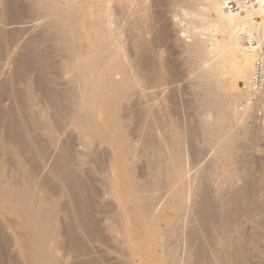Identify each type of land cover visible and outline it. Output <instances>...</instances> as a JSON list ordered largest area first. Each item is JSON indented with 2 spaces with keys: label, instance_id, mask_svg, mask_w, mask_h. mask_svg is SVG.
<instances>
[{
  "label": "bare ground",
  "instance_id": "obj_1",
  "mask_svg": "<svg viewBox=\"0 0 264 264\" xmlns=\"http://www.w3.org/2000/svg\"><path fill=\"white\" fill-rule=\"evenodd\" d=\"M15 1L0 0V62L7 59L11 63L14 61L15 65L9 78L5 77L8 78L7 80L0 79L2 80L0 104L4 97L13 100V106L5 110V115L0 105V126L5 128L3 132L5 136L1 134L3 138H0V149L6 154H18L15 156L13 171L10 168L9 172V168H6L8 165L0 163V202L5 203L22 218L21 223L30 233L27 244L29 257H31L29 264H61L62 261L58 254L53 256V250L59 245L60 237L57 231V208L51 196L54 195L55 198V196L70 195L71 199L67 197L71 200L70 205H73L74 210L80 208V211L78 210L80 215L76 213L79 219L76 217L82 229L90 228V220L86 217V207L90 204L89 197L88 199L84 197L89 187L82 183V179L76 178L74 175L76 170L71 171L73 161L70 157L69 141L71 139L67 141L68 136L67 140L63 139L66 141L58 145L63 153V155L59 154L60 158L63 157V161H60L61 165L58 167L64 172L59 177L63 185H55L48 189V192L45 189L42 190L43 186L39 189V192H43L40 196L41 193L38 194L32 175L34 170L31 164L32 159L38 160L41 165L46 151H43L42 144L39 142L40 138L37 140L38 137L29 132L36 129L43 130L50 137V142L57 146L59 134L66 132L71 125L85 128L83 132L82 130L76 132L77 135L79 134L78 139L82 140L80 144L83 147L90 149L93 143L97 142L98 147L106 143L113 150V152L108 151L110 155L104 148L101 150L108 155L107 161L102 153V155L96 153L94 158L97 161L96 166L108 175L106 176L108 181L115 174V180L113 179V183L109 181L110 186L106 188L116 198L115 207L119 218L116 214L113 227L117 236L122 237L121 245L127 243L128 248H131V251L133 249L129 247L131 245H128L129 237H131L128 229L130 219L133 221L132 225L136 223L135 235L150 230L151 239L155 240L156 245L162 249L160 255L170 257V260L167 263L164 261L163 264H181L184 260L185 264H253L251 263L253 257L250 255H256L260 251L258 248V251L254 250L252 244L256 247L263 246L261 248L263 250L259 249L264 254V242H259L260 245L263 243L261 246L257 245L262 237L264 240V235L260 234V229H264V191L258 193V190H255L257 179L252 173L247 174L245 171V175L239 178L241 183L236 185V181L232 180L235 173L229 174L223 167V161H227L234 155L235 144L240 143L238 136L234 135L232 130L229 133L225 125L227 124L230 129L231 124H238L243 116L237 112L236 103L239 100L248 101L253 93L257 92L253 90L251 80L256 59L261 56L264 60V7H252L243 12H228L222 8L220 0H202V2L188 0L191 7L188 14H191L192 18L187 20L184 31L192 38L190 43H186V49L193 58H189V65L185 72L190 78L192 77L196 91L194 93L200 94L201 111L195 123L190 124L188 121L189 124L188 122L185 124L180 118L176 103L180 98H177L180 94L176 93V88L177 91L179 90L178 86L176 87L180 77L179 69L175 62H172L174 59L171 61L167 58L169 56H160V53L164 55L165 51L158 52L160 55L155 53L161 48L155 49L159 40L155 41L157 42L154 43L155 47L152 43L154 42L152 38H155L153 35L156 33L152 34L151 38H149L150 34L147 36L155 27L157 28V22H154L151 16L155 12L152 14L148 11L146 8L148 4L142 3L144 0L141 2L140 0L139 2L135 0H26L31 9L33 8L36 14H40L36 16L41 17L42 23L45 22L43 25L50 27L42 33L44 34L42 37L50 39L53 35L52 38L55 42L57 41L59 48L61 46V49L65 51L64 59L67 62L69 75L67 72L64 75L70 77V81L68 79L67 82L71 83L69 88L65 87L66 91L60 90L63 92L56 88L53 91L50 81L48 78L46 80L41 53L32 49L34 48L32 41L35 43V40H27L28 42L24 43L25 46L23 45L24 48L21 45L24 52H18L19 54L15 55L14 49L17 46L12 41L15 39L10 30L5 27L22 17L20 14L23 11L16 7ZM112 1L117 2V8L110 6ZM257 17L260 20H256ZM158 19H160L159 16ZM158 19L155 18V20ZM161 26L158 28V37L167 33ZM206 30L219 32L223 37L221 40L215 39V36L213 37L211 32L207 34ZM203 34L207 37L203 38ZM47 38L44 40L47 41ZM155 54H158L159 58ZM4 63L7 65L6 61ZM33 71L36 73L31 78L30 73ZM232 78H234L233 82L230 80ZM237 79L244 81L245 89L238 90L239 95H234L235 91L230 89H239L236 85ZM10 81L20 82L22 87H13ZM262 90L264 85L258 92ZM203 92L204 94L208 92V95L206 96V93L202 97ZM38 94L41 101H47L49 105L47 108L51 109L49 112L46 111L48 117L38 114L37 110V113L35 110L23 113L24 105H30L37 99ZM37 100L40 101V99ZM129 105L131 108L135 106L139 108L128 112ZM129 118L136 122L133 123L134 126L129 127L126 120ZM199 136H201L200 139H198ZM197 142L205 145L208 143L207 146L210 145L209 148L214 150L215 155L211 160L212 163L209 162L210 164L206 165L209 166L207 169L204 166L203 170L191 173L195 166L193 164H196L192 160L191 151H194L193 147L197 145ZM201 150L198 154L202 155ZM27 151L32 153L31 163L29 159L20 158V155ZM89 153L87 155L84 153L85 156L81 160L89 158L91 155ZM139 156L145 157V162L144 165L142 164L144 169L140 168L141 171L137 172L139 165L136 159ZM193 158L196 159L195 156ZM246 163L245 168L248 170L250 162L248 165ZM54 165L56 168L54 169L57 170V165ZM54 165H51L52 172L49 169L46 172L49 171L47 173L57 177L58 170L53 169ZM72 175L75 177L73 180ZM236 180L238 181V177ZM213 190L217 193L215 194ZM119 193L121 198L118 197ZM68 204L66 203L65 206H70ZM167 207H170L173 214L165 219L164 227H162L160 220L164 208ZM195 220L199 221V223L196 221L197 225L192 224ZM246 223L251 225V231L249 232L250 228H248V234L245 233L247 230L245 232L243 230V225ZM76 229L75 232H77ZM83 231L88 233L86 229ZM76 235L77 233H74L71 237L74 238L73 244L77 243L80 252L84 248L82 247L84 243L82 244V240ZM132 238L135 241L134 237ZM196 239H200L198 243ZM219 241H221L220 245ZM249 242L252 243H250L253 247L251 250H249L250 245H247ZM204 245L208 248L207 254H204L205 257ZM130 253L135 254L134 249L126 254ZM183 254H185L184 258ZM191 259H194L193 263L190 262Z\"/></svg>",
  "mask_w": 264,
  "mask_h": 264
},
{
  "label": "rangeland",
  "instance_id": "obj_2",
  "mask_svg": "<svg viewBox=\"0 0 264 264\" xmlns=\"http://www.w3.org/2000/svg\"><path fill=\"white\" fill-rule=\"evenodd\" d=\"M135 1L139 2V0H135ZM141 1H143V0H140V2ZM191 1L192 2H202V0H191ZM137 2H135V3H137ZM15 3H16V7L19 8V10L21 9V11H23L22 14H20V16H22V17L19 18V20H16L15 21L16 23L15 22H13V23L11 22L7 26L5 25V27H7L6 29L10 30V33H11L13 39H15V40H12L15 43L14 45L17 46L14 49L15 50V55L17 56L20 52H24V50H23V48L25 46L24 43H26L27 40L28 41L29 40L30 41L35 40V43H33L34 41H32V44H33V47H34L32 49H36L35 52L41 53L40 54L41 58H43L41 60H43L42 62L44 63V64L42 63L43 64L42 68L44 67L43 70H45L44 73H46V80L48 78V80L50 81V84H51L50 86H52L51 88H53V91H54L55 88L58 91H60V90L66 91L67 88H69V85H70L69 83H71V82H67L68 79L70 81V77H67V75L66 76L64 75V73L67 74L68 70H69L68 66H67V62L64 59V57H65V53L64 52L65 51L63 49H61L62 48L61 46L59 48V45H58L57 41L55 42V40L52 38L53 35L50 37V39L45 37V38L48 39L47 41L44 40L45 38L42 37L44 34L42 35V33L46 32L48 28L50 29V27L46 26V24L43 25V23H45V22L43 21V23H42L41 17L36 16V15H40V14H36L37 12H35V10L33 8L32 9L34 10V12H31L33 10L31 9V6L28 3V1H26V0H16ZM142 3L144 5L148 4V6L146 8L148 9V11H151L152 14H153V12H155L151 16H153L154 22L156 21L157 24H158V25L156 24L157 28L155 27V29H153V31L155 30L154 33H151V32H153V31H151L150 33L147 34V36L150 34L149 38H151L152 34L156 33L157 37H158V33L157 32L159 30L158 28H160L161 25H162L161 28L162 27L165 28V30L167 32L164 36L163 35H161V36L159 35L158 38L156 37V34L153 35V36H155V38L157 40H155V38H152L153 41H154V42H152L153 44L157 43L155 41L159 40L158 41L159 44H157L159 47L156 46L157 47L156 48L155 44H154L155 49L159 50V48L161 47L160 50L162 49V51L159 50V51L155 52L154 47L153 46L152 47H153V50H154L155 53H158V52L160 53V52H164V51L166 52V53L165 52L163 53L164 55H162V53H160L161 55L158 53L160 56H163V57L169 56L167 58L168 59L170 58L171 61L174 59L172 62L173 63L175 62L176 67L179 69L178 70L179 71L178 74L180 76V77H178L179 80L176 83V87L178 86V89H179L177 91V88H176V93L178 92V95L180 94L179 96L177 95L178 96L177 98L180 97L179 99H177V101L179 103L176 101L178 112L180 114V118H182V120H183V122L185 124H187L186 122H188V121L190 122V124L191 123L193 124V123H195L194 121L197 120L198 117H199V112L201 111V107L199 106L200 105V94H197V93L195 94L194 93L196 91H195V86L193 84V80L191 79L192 77L190 78V76L187 75V72H185V71H187V66L189 65L190 59L193 58V55L191 53H189L187 51V49H186V45L188 43H190L192 38L189 36V34L186 31H184V28L187 25L186 24L187 20H190L192 18V15L188 14V12H189L188 10L191 9L189 1L188 0H144V2H142ZM116 5H117V2H115V1H112L110 3V6H112L113 8L114 7L117 8ZM29 6H30L31 10L30 9L28 10ZM146 8H144V11L146 10ZM147 13H149V15L151 14L150 12H147ZM155 14H157L160 19H158V16L155 15ZM155 18L158 19V20H155ZM257 18H255V19L256 20H260V18H258V19ZM154 26H155V24H154ZM156 29H157V31H156ZM52 32L53 31H51V33ZM209 32H211V31H207L206 30L207 34ZM206 33L204 32V34H206ZM39 34H41V35H39ZM211 34H212L213 37L215 36L214 37L215 39H218V40H221L222 37H223L222 34L219 33V32L212 31ZM203 35L201 37H203ZM206 35H204L203 38L207 37ZM25 36H26V38H25ZM38 36H40V37H38ZM40 38H41V40H40ZM38 39H39V41H38ZM152 39H149V41L150 40L152 41ZM19 41H20V43H19ZM208 44H209V42H208ZM21 45L22 46L24 45L23 48H22ZM151 45L152 44L150 43V46ZM263 49H264V47H263ZM170 51H171V53H170ZM61 53H63V54H61ZM158 54H155V56L157 57ZM159 55H158L157 58H159ZM161 60H164V58L161 59ZM5 61H6L7 65H4ZM5 61L4 62L2 61V63L0 62L1 63V65H0V73L2 74V75L0 74V79L2 78L3 80H7L9 78L10 73L12 72V69L15 66L14 63H13L14 61L12 63L9 62V60H7V59H5ZM7 62H9V63H7ZM52 68H55V69H52ZM50 69H52L51 72H50ZM53 70H54V72H53ZM55 70L57 72H55ZM181 70H183V71H181ZM35 73L36 72H34V71L32 73H30L31 78L34 77ZM182 73H183V76H182ZM62 74L64 76H62ZM68 75H69V73H68ZM5 77H8V78H5ZM51 78H52V80H51ZM230 80L232 81V80H234V78H232ZM1 81L2 80H0V82ZM10 82H11L10 84H12L13 87H16V88L22 87V84H20V82L19 83H17V82L14 83V81H10ZM236 85L239 87V89H237V90L230 89V90L233 91V92L235 91L234 95H239V91L245 89L244 88L245 87V83H244L243 80H241V79L238 80L237 79L236 80ZM8 86H9V84H8ZM65 87H67V88H65ZM63 91H60V92H63ZM262 91L260 93L258 91L254 92L252 97L248 101H246V100H241L240 101L239 100L240 102L238 101V103H236V105H240V106H236L235 105L236 108L238 107L237 112H239V114H242L243 117L238 122V124H236V125H235V123L231 124L230 125V129L227 127L228 125L226 124L225 126L227 128L225 127V129H227V131L229 133H231L230 130H232L233 134L238 136L237 138H238V141L240 143L235 144L234 155H232V157H230V159H228L227 161H223V167L225 168V170L227 169V172H229V174H231V173H232V175L234 173L236 174V175L234 174V176L231 175L233 182L236 181L235 182L236 185L241 183L239 178L245 175V173H246L245 171H247V174L248 173H250V174L252 173V175H254L255 178L257 179L256 180L257 183L255 182V184H256L255 185V190H258L257 191L258 193H263V191H264V90H262ZM32 92H34V91H32ZM233 92H231V93L233 94ZM202 94H201L202 97L205 96V94L207 96L208 92H205V94L203 92ZM254 94H256L257 96H255ZM39 97H40V95L37 97V99H40V101H38L36 99V100H33V102L30 101L31 102L30 105L29 104L28 105H24L25 108H22L24 110L23 113H25V111L26 112L28 111V113H30V112H33L34 110L36 112V110H37L38 114H43V117H44V115L45 116L47 115V117H48V113L46 111L49 112V111H51V109L49 110V108H47V107H49V105L47 104V101H43V100L41 101V97L40 98ZM44 100H46V99L44 98ZM12 101L13 100L10 99L9 97H4V99L1 100L2 103L0 105H2L1 106L2 111L5 112V113H3L4 115L6 114L5 110H8V108H10L11 105L13 104ZM35 101H38V102H35ZM62 103H64V101H62ZM65 103H66V101H65ZM129 107H130V105H129ZM130 108H129L128 112H130V110H132V109L133 110L138 109L139 107L135 106L134 108L133 107L131 109ZM126 120L129 123V127L134 126V124L136 123L135 121H134L135 122L134 123L132 121L133 119H130V118L126 119ZM189 122H188V124H189ZM237 127L239 129H237ZM0 128H1L0 129V135L2 134L3 136H5V133H3L4 130H5L4 126H2V127L0 126ZM68 129H67L66 132H64L62 134L61 133L59 134L60 137L58 136L59 137L58 140L60 142L56 141V140L55 141L57 142V146H58L61 142H64V141L67 140L66 139L67 136H68L67 138H69L67 141H69L71 139L69 141L70 142V144H69L70 147L71 148L73 147L72 149L70 148V155H71L70 157H71V161H73V162H71V165H72L71 166L72 167L71 171L73 172V171L76 170L74 172L76 174L73 173L74 175H76V178L79 179V180L82 179L81 180L82 183L85 184L87 186V188L89 187L87 192L84 193V197L87 198V199L89 197V202L88 203H90V204H88L87 207H86L87 208L86 217H87L88 220H90L89 222L91 224L89 225L90 228L86 227V228L82 229L83 227H81V225L79 223L80 221L77 220V217L79 219L80 208H75V210H74L73 205L72 206L70 205V201H71V200H69V199H71L70 195L69 196L65 195L66 197L64 195H62V197L55 196V198H54V195L51 196V198L53 197L52 201L53 200L55 201L54 204H55V207L57 208V211H56V214H57L56 215V218H57L56 220H57V226H58V228H57L58 230L57 231L59 232L58 235L60 237L59 245L57 244L58 245L57 246L58 249L56 248L55 249L56 251L53 250L54 251V255L53 256H56V254H58L57 256L60 258V260H62L61 264H163L164 261L167 263V261L170 260V257H168V256L164 257L163 254L160 255V250H162V249H160V247H158L156 245V241L155 240L151 239L150 230H147L146 232L143 231L144 233L143 234L141 233L142 237L140 236L141 234L140 235L139 234L135 235L136 227L134 228V226H136V223H134L135 225H132L133 221H130V219H129V222H128V229L130 230L131 237H129L128 245H131L129 247H132L134 249L135 254H131V253L130 254H126V253H129V251L132 252L133 249L131 251V248L130 249L128 248L127 243H124L126 245H121L122 243H121L120 240H121L122 237L121 236H119V237L117 236L116 230L113 227V222L115 221V215L117 214V218H119V215H118V213L116 211L117 208L115 207L116 206L115 205L116 204V198H114V196L110 192H108V190H107L108 186H110V182L112 181V183H113V179L115 180V178H114L115 174H114L113 177L109 178V179H111V180H109L110 181L109 182L108 179L106 178V176H108V175L106 174V172L104 174V171H102L100 167L96 166L97 164H95V163L97 161H95L96 158H94V157H96V153H98V155L102 153L101 150L103 148H104L105 151L107 150L106 151L107 154L110 151L113 152V150L110 147V145L106 144V143L102 144L101 147H98L97 142L93 143L94 147L91 145L93 148L91 147L90 149H88L86 147H83V145L80 144L82 140H81V138L78 139L79 134L77 135L76 132L78 130H82V132H83V131H85V130H83L85 128L83 126L71 125V126H69ZM237 131H238V133H237ZM29 133L30 134L32 133L33 135H35L36 138L38 137L37 140H39V138H40L39 142L42 144L43 151L44 152L46 151L45 155H44L46 159L44 158L45 160L43 159L42 163H41V161H42L41 160L40 161L41 165H40L38 160L32 159L33 156L30 157L32 153L28 152V151L22 153V155H20L21 156L20 158L23 159V160L32 159L33 163H31V160L29 161V163L33 164L32 168L34 167L33 168L34 170H32L33 180L35 181V183L37 185L38 194L41 193L40 196H42L43 192H41V191L39 192V189L41 187L44 186L42 188V190L45 189V191L48 192V189H51L55 185L56 186L63 185V182L61 180L59 181V177L61 176V174H64V172H62L63 170L61 171V170L58 169L59 165H61L60 161L61 160L63 161V157L60 158L59 154L63 155V153L60 150V146L57 147L56 144L53 145L50 142V139H49L50 137L48 136V134L45 131L40 130V129H36V130H34L32 132L30 131ZM2 135L0 136L1 139L3 138ZM56 135H58L57 132H56ZM200 138H201V136L198 137V139H200ZM63 139H66V140L63 141ZM196 144L197 145H195V147H193V149L194 148L198 149L200 147H202L204 149L201 148L203 151L201 149H198L196 151L194 149L195 152L191 151V153H192L191 156H193V157L195 156L196 157V159H195L196 162H195L194 158L192 157L193 162L196 163V164H193L195 166H194L193 170L191 171V173H194L195 171L200 170V169L203 170L202 168H205L204 166H206L209 162L212 163L211 160H213V157L215 155L214 154L215 153L214 150L209 148L210 145H209V147L207 146L208 143H206V145H205L204 143L201 144V143L197 142ZM95 148H98V149H95ZM88 150H90V151H88ZM96 150L98 152H96ZM104 150H103L102 154H104L103 156L106 158V161H107V157L110 154H108V155L105 154L106 152ZM200 150H201V153L202 152L203 153L205 152V153L204 154L202 153V155L198 154V153H200L199 152ZM91 151H92L93 154L89 153ZM57 152H59V153H57ZM86 152H88L89 155L90 154L91 155H90L89 158H87V159L85 158L82 161L81 158L84 157L85 154L86 155L88 154ZM195 153H197L198 156ZM4 154H6V153L2 149H0V163L1 164L4 163V164L8 165V167H6V168H9L8 169L9 172H10L11 169L13 171V168H14L13 164L15 163V159H16L15 156H17L18 154L17 155L12 154V153L6 154V155H4ZM199 155H201V156L199 157ZM103 156H102V158H103ZM13 160H14V162H13ZM75 161H77V162H75ZM93 161H95V162H93ZM246 161H248V163L250 162L249 165H248V163H246ZM6 162H8V163H6ZM10 162L12 164H10ZM136 162L139 165V169L137 167L138 170H136L137 172L141 171L142 168L144 169L143 165H144V162H145V157L141 158L139 156L136 159ZM245 163L248 165L249 169L248 168L247 169L249 171L246 170ZM54 164L57 165L56 167H57L58 171L55 170L56 168H55ZM51 165L52 166L54 165L53 169L55 168L54 170L57 171V173H56L58 175L57 177H53V175H51L50 173H47L49 171L52 172V169H51L52 166ZM234 165H236V166H234ZM95 166H96V168H95ZM208 167L209 166H206V169ZM47 169H49V171L46 172ZM77 174H79V175H77ZM74 175H72V176L74 177ZM104 175H105V177H104ZM36 176H38V177H36ZM231 176H229V177H231ZM45 177H46V179H45ZM235 177H236V179L238 177V181L235 179ZM104 178H106V179H104ZM69 179H71V177ZM73 179H75V177L72 178V180ZM106 180L108 181V183H107ZM105 181H106V183H105ZM235 183H233V184H235ZM226 188H228V187H226ZM103 189L106 190V191H104ZM213 191L215 192V194L217 193L215 190H213ZM214 192H212V193H214ZM215 194H213V196ZM118 197L121 198V194L120 193H119ZM66 203H69L68 205H70L71 208H70V206L66 207L65 206ZM5 205H6L5 203L0 202V264H29L30 260H31V257H29L30 256L29 255V247H28L29 245H27V244H28V239H29V234L30 233L27 232L28 229L21 223L22 218L18 214L14 213L11 209H9L7 205L6 206ZM88 212H90V213L87 215ZM128 212L131 213V211H128ZM76 213H78L79 215H76ZM172 214H173V212L170 209V207L164 208V212L162 213L161 220H160V223H161L162 227H164L165 219L168 218V216H171ZM88 217H90V219ZM196 221H198V220L193 221L192 224H196L197 223ZM76 222H78V223H76ZM74 223H75V227H77V229L75 227H73ZM198 223H199V221H198ZM77 224L80 226L81 229L79 228V226ZM71 226H72V228H71ZM243 226H244L243 227L244 232L247 230L245 233L248 232V228H250L249 232L251 231L250 223H248V225L246 223ZM74 228L77 230V232H75ZM85 229L88 231V233L86 231H83ZM90 230H92L91 231L92 233L89 232ZM197 230H199L198 227H197ZM260 230H261L260 234H261V236H263L264 235V233H263L264 229L261 228ZM74 233L75 234L77 233L76 236H78L82 240V244L84 243L83 246H82L84 248H82L80 252H79L80 248H77V243L73 244V242H75V241H74V238L71 237V236H74ZM90 236L92 237V240H91ZM132 237H134L135 241L133 240ZM140 237L143 240L140 239ZM118 238H120V239L118 240ZM196 240H197L196 242L198 243L199 242L198 240H200V239H196ZM140 241H142V242H140ZM261 241L264 242L263 237L261 238L260 241L257 242V245H260L259 242H261ZM136 242H137V244H136ZM220 242L221 241L218 242L219 245H220ZM250 243L251 242L247 243V245L248 244L250 245ZM261 245H263V243ZM252 246L255 248L254 250H256V251L259 250L260 251L259 253H261V255H259L258 252L256 253V255L251 254V255H253V256L250 255V257H253V258H251V261H252L251 263H253V264H264V254H262L263 251L261 252V250H263V249H261L263 246L262 247H258V246L256 247L253 244H252ZM252 246L251 245L249 246L250 247L249 250H251V248L253 249ZM194 247H193V249H194ZM87 248H88V250H87ZM257 248H258V250H257ZM204 250L206 252L205 253L203 252V255L204 254L206 255L207 252H208V248H206L205 245H204ZM193 251H192V253H193ZM253 251H248V252L249 253H251V252L253 253ZM256 251H254V252H256ZM184 255L185 254L182 255L183 258L185 257ZM205 255H204V257H205ZM183 258H182V261H183ZM162 259H164V260H162ZM132 260H133V262H132ZM177 260L179 261V259H177ZM190 262L193 263L194 259H191ZM181 264H185V260H184V263L182 262Z\"/></svg>",
  "mask_w": 264,
  "mask_h": 264
},
{
  "label": "built area",
  "instance_id": "obj_3",
  "mask_svg": "<svg viewBox=\"0 0 264 264\" xmlns=\"http://www.w3.org/2000/svg\"><path fill=\"white\" fill-rule=\"evenodd\" d=\"M220 2L222 8L228 12H243L252 7H264V0H220ZM263 62V58L259 56L254 65L251 86L256 91H260L264 85Z\"/></svg>",
  "mask_w": 264,
  "mask_h": 264
}]
</instances>
